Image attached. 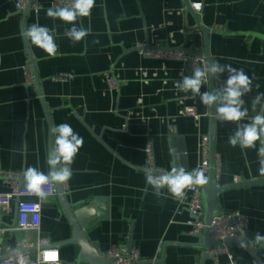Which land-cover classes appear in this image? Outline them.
<instances>
[{
	"label": "crops",
	"instance_id": "0c3cea01",
	"mask_svg": "<svg viewBox=\"0 0 264 264\" xmlns=\"http://www.w3.org/2000/svg\"><path fill=\"white\" fill-rule=\"evenodd\" d=\"M37 2L38 13L30 10L24 18L14 0H0V175H17V180H23L17 184L27 188L26 168L49 171V126L41 97L25 77L24 67L32 57L52 127L68 123L84 140L64 192L73 210L83 211L88 241L101 255L112 245L126 247L131 241L142 262L200 264L202 251L194 247L198 239L189 234L191 215L186 204L191 194L187 191L182 204L167 189L162 190L164 197L155 196L146 183L144 149L151 138L155 165L163 172L176 166H186L187 171L198 167L200 139L208 135L209 109L198 97L188 99L191 93L175 87L182 75H191L189 64L150 59L135 50L138 43L148 41L162 48L203 53L204 36L193 16L183 0H95L90 16L76 21L89 35L73 42L64 35L72 25L46 15L51 0ZM189 2L201 4V11L194 12L210 30V55L252 78L245 107L249 117L257 114L251 111V101L264 93V39L251 34L264 36V0ZM33 23L54 29L55 54L22 37L23 28ZM60 76L69 79L57 80ZM226 76L215 80L216 87L223 85ZM109 80L116 89L111 90ZM181 103L196 108L201 116L198 123L179 116ZM236 126L215 116L216 173L221 187L264 178L258 171L259 142L256 149L229 145ZM11 189L12 181L1 176L0 192ZM19 201L40 203L38 229L14 230ZM220 202L224 211L249 217L245 233L264 264V247L254 242L256 233L264 235V186L226 190ZM0 229V256L26 249L36 259L39 239L52 247L68 240L72 227L56 195L41 200L14 198L0 213ZM57 250L68 264H74L79 252L75 245ZM204 264L257 263L235 244Z\"/></svg>",
	"mask_w": 264,
	"mask_h": 264
},
{
	"label": "clouds",
	"instance_id": "9594fccd",
	"mask_svg": "<svg viewBox=\"0 0 264 264\" xmlns=\"http://www.w3.org/2000/svg\"><path fill=\"white\" fill-rule=\"evenodd\" d=\"M94 5L95 0H71L70 6L49 7L46 15L72 25L65 30L64 35L73 42H79L89 35V30L76 26V21L80 17L90 16ZM53 33L54 29L33 23L26 26L21 35L46 53L55 54L57 44ZM225 73L227 76L221 87H205L206 81L218 80ZM176 87L181 92L191 93L188 99L198 97L206 108L212 109L214 106L216 117L221 122L236 123L235 131L228 137L231 147L238 146L242 150L256 149L257 142H259L258 171L261 176H264V93H258L252 99L251 111L257 114L251 117H249V108L245 107L244 99L253 90L252 78L243 69L213 60L202 65H195L191 75H182ZM202 87L205 88L203 92ZM258 106L259 111L257 112ZM246 119L248 122L241 123ZM51 134L53 147L46 156L49 166L47 174L36 167H28L23 172L28 190L40 198H45L49 194L45 190L46 186L58 182L63 183L71 178V165L84 144L83 137L76 133L68 123L54 125ZM146 183L151 186L155 196L164 197L165 193L162 190L167 189L171 198L182 204L186 200L187 190L193 186L206 184L207 177L199 166L191 171L183 167H173L161 175H154L149 171L146 175ZM254 242L264 247V235L256 233ZM249 243L251 242L246 243L240 239L238 246L246 249Z\"/></svg>",
	"mask_w": 264,
	"mask_h": 264
},
{
	"label": "built area",
	"instance_id": "2783aa9c",
	"mask_svg": "<svg viewBox=\"0 0 264 264\" xmlns=\"http://www.w3.org/2000/svg\"><path fill=\"white\" fill-rule=\"evenodd\" d=\"M15 7L18 11H23L26 5L30 4L31 10L34 13H38L41 9L37 0H14ZM71 0H51L50 7H62V6H70ZM193 10L199 12L201 11V4H191ZM158 46L157 44L150 43L148 41L140 42L136 45L137 51L144 57L153 58L156 60L167 61V60H176L181 61L183 63H187L190 66V70L192 72V68L195 65H202L205 63L203 58L195 57L187 55L183 52L176 50H168V51H160L156 49H147V46ZM195 50H192L194 52ZM25 77L26 83L28 85H33L34 77L32 72V67L29 62L26 63L25 67ZM57 80L67 81L69 77L60 76L56 78ZM207 82V81H206ZM109 85L111 90L116 89V83L113 80H109ZM176 87V85H175ZM177 89V87H176ZM179 116H184L188 118H192L195 122H199L201 116L197 113L196 108L194 106H189L181 103V109L179 111ZM208 135L201 136L200 144H199V154H200V163L199 167L204 171L205 175H207L208 167H209V154H208ZM145 152V167L156 173L154 175H158L159 173H163L162 170L158 169L155 165V156H154V146L151 138L148 139L147 144L144 149ZM4 176L5 179L12 181V189L9 193L0 192V213L6 210L12 200L14 198L20 200L22 197L28 198H37L35 193L28 190V188L21 187L17 184V175L14 174H6L0 175ZM205 185V184H204ZM201 185V186H204ZM64 186V182H63ZM200 186V185H199ZM49 194L47 196H56L57 191L55 184L51 186H46L45 189ZM191 194L190 201L186 204V210L191 215V219L189 221L190 232L189 234L193 237L197 236L204 229V224L200 220L203 214V203L201 197V190L198 186H193L190 190H187ZM46 196V197H47ZM41 213V205L39 202H21L18 203V214H17V224L14 230H31L38 229V220ZM232 221H235L236 225L232 224ZM249 217L240 213H229L228 214H218L214 219L213 223L209 227L210 237L214 241L224 242L227 239L235 238L238 236L237 228H240L242 231L247 230L249 226ZM2 230L0 229V233ZM37 247L40 248L39 255L36 259H32L30 253L28 251H22L20 253L15 254L14 256L8 258L7 260L0 262V264H68L63 262L60 259L59 252L56 248L49 246V243L46 239H39L37 243ZM227 246L223 249L218 248L217 250H212L210 252L214 257L216 254L220 252H226ZM160 251V250H159ZM103 258L111 261L112 264H139L141 262V258L139 253L136 250L128 251L126 247L119 245H112L104 254H102Z\"/></svg>",
	"mask_w": 264,
	"mask_h": 264
},
{
	"label": "water",
	"instance_id": "95a60500",
	"mask_svg": "<svg viewBox=\"0 0 264 264\" xmlns=\"http://www.w3.org/2000/svg\"><path fill=\"white\" fill-rule=\"evenodd\" d=\"M183 3L185 6V10L193 16L195 23H196V27L202 32L204 36V42H205L204 52L200 53L197 50L192 52V50H186L184 47H180V48H170V47L162 48L159 46L153 47L149 44L147 46V49L151 48V49H156L160 51L176 50V51L183 52L190 56L203 58L205 62L215 60L210 55V52H209L210 30L204 27L203 24L201 23L200 18L197 15H195V12H194L195 10L192 9L189 0H183ZM30 10H31V6L30 4L29 5L27 4L24 10L22 11L24 18L28 16ZM251 35H255L257 37L264 39V36H261V35H257V34H251ZM135 50L137 49L135 48ZM29 59H30L31 64H33V77H34L33 86L36 88L39 96L41 97V104H42V107L45 113L46 121L49 126V151H50L53 147V137L51 134L52 123H51L48 107L42 98L39 79H38L36 68H35V61L33 60L32 57H30ZM207 82H208V87H213V88L216 87L215 79L211 81H207ZM215 116H216L215 107L213 106L212 109H209V123H208L209 167H208V171L206 175L207 183L204 186L197 185L198 188L201 190V197H202V203H203V209H204L203 214L200 218V220L204 224V229L201 233L195 236V238L198 239V243L194 245V247L202 251L200 264H204L205 261L208 259L215 258L213 255L210 254L212 250H217L218 248L223 249L225 246L229 247L235 244L238 245L240 239H243L246 243L249 241L248 236L245 233V231H242L240 228H237L238 236L235 238L227 239L224 242L214 241L211 239L209 227L213 223L214 219L217 217L218 214H228V212L224 211L221 208V202H220L221 194L224 191L233 189V188L264 186V178L253 180V181L240 182V183H236V184H233L231 186H226V187H221L218 185L217 173H216V170H217L216 160H215V157H216L215 155V135H216L215 134ZM97 139L100 140L99 137H97ZM143 170L146 173L150 171L147 168ZM152 173L156 174L154 172ZM164 173L166 172L159 173L158 175H161ZM17 181L18 183L23 182V180L21 179ZM55 187L57 191L58 201L61 206V211L64 217L68 220L69 224L71 225L72 230H71V237L68 240L54 244L52 247L56 248L57 250V248L67 246V245L77 246L79 248V252L74 260V264H112L111 261L104 259L103 256L100 254V252L97 250V248L88 241L87 239L88 236L86 235L87 225L85 224L82 218L83 211L81 209L73 210V207L67 202L63 183H59V182L55 183ZM232 224L236 225L235 221H232ZM126 248L128 251L132 250L133 246H132L131 241L128 242ZM25 250L26 249L18 250L11 254L1 255L0 262H3L7 260L8 258L14 256L15 254L20 253ZM244 250H246L250 254V256L255 260L257 264H263L257 256V249L252 247L251 243H249L247 248ZM156 263H160V262L158 261L157 262H142L141 261L139 264H156Z\"/></svg>",
	"mask_w": 264,
	"mask_h": 264
}]
</instances>
